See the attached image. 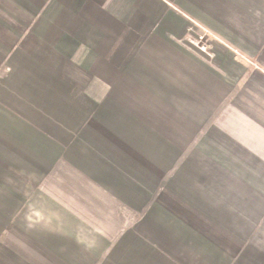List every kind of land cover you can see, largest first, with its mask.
<instances>
[{
	"label": "crops",
	"instance_id": "obj_1",
	"mask_svg": "<svg viewBox=\"0 0 264 264\" xmlns=\"http://www.w3.org/2000/svg\"><path fill=\"white\" fill-rule=\"evenodd\" d=\"M0 264H264V0H0Z\"/></svg>",
	"mask_w": 264,
	"mask_h": 264
},
{
	"label": "rangeland",
	"instance_id": "obj_2",
	"mask_svg": "<svg viewBox=\"0 0 264 264\" xmlns=\"http://www.w3.org/2000/svg\"><path fill=\"white\" fill-rule=\"evenodd\" d=\"M197 38H198L197 39L198 44L200 43V44H202V46L204 45V47L206 49V45L210 41V36L208 34L204 33V34L199 35ZM202 46H201V48H202Z\"/></svg>",
	"mask_w": 264,
	"mask_h": 264
},
{
	"label": "built area",
	"instance_id": "obj_3",
	"mask_svg": "<svg viewBox=\"0 0 264 264\" xmlns=\"http://www.w3.org/2000/svg\"><path fill=\"white\" fill-rule=\"evenodd\" d=\"M202 49H205V47H204V46H202Z\"/></svg>",
	"mask_w": 264,
	"mask_h": 264
}]
</instances>
